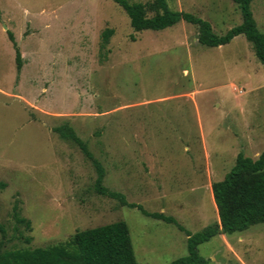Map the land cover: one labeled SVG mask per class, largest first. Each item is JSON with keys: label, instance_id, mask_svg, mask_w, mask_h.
<instances>
[{"label": "rangeland", "instance_id": "374dc122", "mask_svg": "<svg viewBox=\"0 0 264 264\" xmlns=\"http://www.w3.org/2000/svg\"><path fill=\"white\" fill-rule=\"evenodd\" d=\"M167 3L217 35L243 21L235 0ZM251 10L264 33V0ZM198 34L184 21L136 32L113 0H0V247L62 245L124 221L139 264H170L188 255L187 232L219 222L212 184L239 153L256 160L264 151V65L242 35L210 48ZM63 124L103 165L107 188L177 224L97 194L93 162L54 132ZM16 201L29 242L14 239ZM198 250L207 264H264V223Z\"/></svg>", "mask_w": 264, "mask_h": 264}, {"label": "trees", "instance_id": "16d2710c", "mask_svg": "<svg viewBox=\"0 0 264 264\" xmlns=\"http://www.w3.org/2000/svg\"><path fill=\"white\" fill-rule=\"evenodd\" d=\"M121 6L130 18L136 32L145 30H164L181 21L198 27V41L201 45L217 48L229 44L234 38L244 36L252 43L256 57L264 65V33L257 27L251 10L255 0H235L242 13V23L231 28L224 35H217L212 25L191 13L170 9L167 0H154L144 4L131 3L128 0H113ZM149 13H153L152 16ZM113 29L102 33V48L109 44ZM9 39L15 45L18 71L22 68L21 53L16 46L14 36L8 32ZM62 139L75 143L93 162L97 178L94 190L97 194L119 201L122 206L139 208L146 216L177 224L173 217L163 213H148L136 204H130L125 195L112 191L104 185L106 171L97 161L76 131L69 124L54 128ZM6 184L0 182V188ZM212 193L219 216V222L206 227L194 235L187 232L188 255L170 264H207L199 255L198 247L218 235H232L246 231L251 226L264 223V151L254 160L239 153L234 167L221 181L212 184ZM14 239L29 242L21 228L31 229V222L22 216L19 201L12 208ZM180 227V226H179ZM4 232L3 228H0ZM0 264H139L135 257L129 227L124 221L85 229L76 232L62 245L47 248H11L0 247Z\"/></svg>", "mask_w": 264, "mask_h": 264}, {"label": "crops", "instance_id": "0c3cea01", "mask_svg": "<svg viewBox=\"0 0 264 264\" xmlns=\"http://www.w3.org/2000/svg\"><path fill=\"white\" fill-rule=\"evenodd\" d=\"M105 177H106V175H105ZM104 182H105V178H104Z\"/></svg>", "mask_w": 264, "mask_h": 264}]
</instances>
